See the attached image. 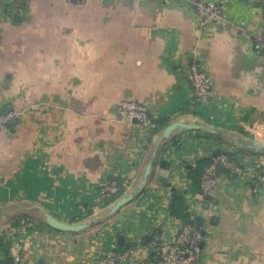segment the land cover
Here are the masks:
<instances>
[{
  "label": "crops",
  "instance_id": "obj_1",
  "mask_svg": "<svg viewBox=\"0 0 264 264\" xmlns=\"http://www.w3.org/2000/svg\"><path fill=\"white\" fill-rule=\"evenodd\" d=\"M260 1L228 0L231 25L204 29L179 0H13L11 17L1 11L0 113L16 121L0 130V259L155 264L156 243L172 245L183 227L170 215L178 195L205 233L201 264H264V184L253 194L245 176L221 174L206 201L188 171L225 152L251 156L264 173V152L246 147L264 144V55L238 30L261 31ZM195 58L212 77L207 103L190 84ZM133 101L146 105L153 129L118 117ZM175 122L200 129L160 141ZM156 147L144 190L111 215ZM111 180L123 192L106 205L101 190ZM43 211L94 225L56 231Z\"/></svg>",
  "mask_w": 264,
  "mask_h": 264
},
{
  "label": "built area",
  "instance_id": "obj_2",
  "mask_svg": "<svg viewBox=\"0 0 264 264\" xmlns=\"http://www.w3.org/2000/svg\"><path fill=\"white\" fill-rule=\"evenodd\" d=\"M70 3L87 4L101 0H67ZM165 2H174L175 0H164ZM185 5L194 8L198 25L205 28L207 25H231L227 15L226 6L228 0H179ZM264 14V0L259 2ZM13 0H0V8L5 16L11 17L14 10ZM233 25V24H232ZM241 36L248 37L255 55L261 57L264 55V26L259 33H248L245 27L238 26ZM190 84L195 99L199 103H207L212 95V77L205 63L198 58L191 62L190 66ZM118 117L121 120H133L143 128L153 129V123L150 120L146 105L140 102H122L118 107ZM14 113H0V128L10 122L15 117ZM239 158V159H238ZM212 163L209 165L202 176L199 192L202 197H206L216 187L219 180V168L228 170L231 175L240 177L245 176L253 194H258L264 184V173L261 163L251 156L245 158L234 157L230 160L225 152L215 153L210 157ZM241 159V160H240ZM250 161V163H249ZM122 186L116 180L109 181L101 190L104 203L111 198L118 196ZM201 241L199 231L191 225L183 226L176 236L174 243L165 246L156 243V253L153 261L155 264H198L201 253L198 245ZM115 256H108L105 261L108 264H114Z\"/></svg>",
  "mask_w": 264,
  "mask_h": 264
},
{
  "label": "water",
  "instance_id": "obj_3",
  "mask_svg": "<svg viewBox=\"0 0 264 264\" xmlns=\"http://www.w3.org/2000/svg\"><path fill=\"white\" fill-rule=\"evenodd\" d=\"M15 4L24 5L25 0H14ZM2 9L0 8V14ZM15 119H12L10 121L11 124L15 123ZM127 123L137 124V121L135 119L133 120H125ZM200 127L188 123H181V122H175L167 126L160 138V141L162 140H168L171 136V134L175 131H184V130H199ZM159 141V142H160ZM248 149L256 150V151H262L264 152V144L258 142V141H252L247 146ZM157 147L153 153V156L151 160L149 161L147 167L145 168L143 179L138 185V187L132 191L129 195L122 197L119 201H117L112 208L110 209V214L116 213L120 208L124 207L125 205L129 204L135 197H137L145 188V185L150 177V171L153 163V159L156 155ZM44 214V220L45 224L50 227L53 230L64 232V233H81L88 229H90L94 224L92 223H76V224H67L63 222H59L55 220L52 216H50L46 211H43ZM200 222L198 223V227H200ZM201 238L205 236V233L202 231L200 234ZM199 250L203 248V242H200L198 245ZM195 264V263H191Z\"/></svg>",
  "mask_w": 264,
  "mask_h": 264
},
{
  "label": "trees",
  "instance_id": "obj_4",
  "mask_svg": "<svg viewBox=\"0 0 264 264\" xmlns=\"http://www.w3.org/2000/svg\"><path fill=\"white\" fill-rule=\"evenodd\" d=\"M164 124H165V120H161L157 123V126L159 128V127H162V125ZM7 127H10V122L6 124L5 126H3L2 128H0V130L5 129ZM228 157L230 158V160H234L232 156L228 155ZM211 163H212L211 159L200 161L197 164L196 168L188 169L189 177L194 183V185L198 188V190H199L201 179L205 172V169L209 165H211ZM218 172H219V175L225 174L229 176L230 178H233V177L236 178V176L231 175V173L228 170H225L223 168H219ZM122 192H123V188L119 192L118 196L111 198L109 201H106L105 204L109 205L110 203H112L115 199H117L122 194ZM205 198H206V201H209L208 196H206ZM186 208L187 207L184 204L183 198L176 195L170 206L171 217H173L174 219H178L181 222L182 226H188V225L194 226L199 231V234H201L200 228L198 227V218L193 217L192 215L188 214ZM4 245L5 243L0 239V252ZM0 264H14V262L10 257H8V255H5L3 259H0ZM198 264H201V261L198 262Z\"/></svg>",
  "mask_w": 264,
  "mask_h": 264
}]
</instances>
